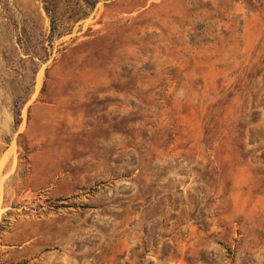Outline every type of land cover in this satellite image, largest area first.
<instances>
[{
  "label": "rangeland",
  "instance_id": "rangeland-1",
  "mask_svg": "<svg viewBox=\"0 0 264 264\" xmlns=\"http://www.w3.org/2000/svg\"><path fill=\"white\" fill-rule=\"evenodd\" d=\"M0 264H264V0H0Z\"/></svg>",
  "mask_w": 264,
  "mask_h": 264
},
{
  "label": "trees",
  "instance_id": "trees-1",
  "mask_svg": "<svg viewBox=\"0 0 264 264\" xmlns=\"http://www.w3.org/2000/svg\"><path fill=\"white\" fill-rule=\"evenodd\" d=\"M85 3L89 6H93L95 4V0H91L90 2H88L87 0H85ZM44 10L47 14V16L49 17V24H50V34H53L56 30V23H55V19L53 17V10L49 7H44Z\"/></svg>",
  "mask_w": 264,
  "mask_h": 264
}]
</instances>
